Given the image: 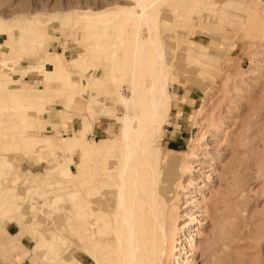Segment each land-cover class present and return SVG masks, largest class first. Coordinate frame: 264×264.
Wrapping results in <instances>:
<instances>
[{
	"label": "rangeland",
	"instance_id": "rangeland-1",
	"mask_svg": "<svg viewBox=\"0 0 264 264\" xmlns=\"http://www.w3.org/2000/svg\"><path fill=\"white\" fill-rule=\"evenodd\" d=\"M196 1L169 0L160 7V31L171 70L166 122L157 136L162 150L160 190L170 212L162 264H264V0H211L215 5ZM133 3L0 0V56H11L15 67L24 69L11 74L20 78V87L43 89L31 104L11 101L5 92L8 75L0 79V212L7 192L3 188L20 193L19 204L30 202L10 216L0 213V264H94L75 244L73 226L77 203L84 210L78 217L83 229L89 226L86 171L100 151L95 147L90 157L80 151L68 155L63 148L69 147L68 137L78 128L77 135L85 131L89 142L119 132L116 117L122 111L107 78L119 18L96 26L87 22L86 27H75L73 20L85 10H117ZM15 25L25 27L23 33ZM26 36L32 48H22L20 40ZM54 52L66 62L63 79L42 77L36 71L47 53ZM82 52L91 54L86 70L68 61ZM95 78L99 82L91 84ZM67 79L92 80L83 91L85 98L81 94L67 98L71 90ZM123 90L128 93L126 84ZM35 112L43 114L38 125L34 120L22 123L23 116L34 118ZM22 130L39 138L34 147L22 145ZM50 139L56 146H50ZM64 156L69 175L61 174L65 165L55 169ZM14 161L19 169L11 173ZM25 163L29 165L24 167ZM116 164L118 150H113L97 179H115ZM107 188L103 193L112 204L113 190ZM67 192H78L80 198L72 199ZM58 193L64 198L50 207L49 197ZM101 205L109 227V205L104 199ZM17 216L33 229L31 240H24L29 250L16 240L9 242L11 235L5 232L4 225L7 228ZM85 232L91 240V231ZM41 236L52 247L37 254L34 245Z\"/></svg>",
	"mask_w": 264,
	"mask_h": 264
},
{
	"label": "bare ground",
	"instance_id": "bare-ground-1",
	"mask_svg": "<svg viewBox=\"0 0 264 264\" xmlns=\"http://www.w3.org/2000/svg\"><path fill=\"white\" fill-rule=\"evenodd\" d=\"M168 1L134 0V3L127 8L102 12L85 10L81 13H76L74 16L73 25L75 27L80 24H84V27H86L87 22L90 23V26H96L97 23L102 24L119 18L113 34V48L109 57L107 56L109 64L107 78L113 86L112 93L116 97V102L122 111L116 117L119 123V132L111 138L92 139L89 142L86 139L85 131L80 130L81 134L77 135L78 128L74 130L73 135L71 134L68 137L69 147L63 148L68 155L74 151L90 155L95 153H91L95 147H98L100 151V154L98 153L96 156V160H91L92 165L94 164L93 167H89L88 171H86L88 173L85 181L88 187L86 193L88 199H86L90 203L89 226L83 229L78 219L82 211H84L79 203L75 205L76 221L73 226L75 244L80 248H84L94 264H162V258L166 250V242L169 236L167 220L170 212L168 211L167 200L160 190L162 175L159 164L162 159V150L157 144V136L162 132L164 122H166L165 112L170 101L168 85L171 70L170 64L167 62L159 24L160 7L168 3ZM191 2L198 1L191 0ZM207 2L212 3L213 1L208 0ZM211 3L210 5H215V3ZM221 5L223 4L221 3ZM15 27L17 31L18 29L20 30L19 34L25 30L23 26L19 28L15 25ZM20 41L24 49L27 46L30 47L32 43L31 38L27 36ZM85 41L88 42L89 39L86 38ZM61 55L60 52L47 53L43 62H39L36 67L38 74L40 76L63 79L66 62L61 58ZM90 55L89 52H82V54L78 55L79 57L73 56L68 61L70 63H79L80 67H78L86 70L89 65L87 59ZM23 70V68L15 67V62L11 56H0V79L1 76L8 75L7 88L5 89L8 94V100L29 104L33 101L34 96H37L43 89H25L20 87V78L11 74L14 71ZM67 81H69L68 84L71 87V90L67 93V98L72 97L73 94H81L85 98L83 91L88 88L92 80L88 79L85 82L76 80L74 82L67 79ZM95 82L98 83L99 80L95 78L91 84ZM125 84L127 85L128 93L123 90ZM88 111L90 118H93V109L89 108ZM42 118V113H39L34 118L23 116L22 123L25 124L34 120L38 125ZM2 120L8 119L6 117V119ZM90 125L92 124H89V127H91ZM22 127L25 130L24 126ZM19 134L21 135L22 145L25 144L26 147H34L38 143L39 138L37 136H27L23 130ZM56 144L57 142L50 139V146H56ZM113 150H118L115 179H97L99 168H103L104 163L109 158V153ZM6 162H10V160ZM60 164L65 165L64 169L60 170L61 174L69 175L71 169L66 156L55 166L56 170ZM3 166H6V163ZM43 173L45 172L42 171L40 175ZM4 174L7 173L5 172ZM4 174H1V176ZM22 179L21 177V179L12 180V183H18ZM107 187L113 190L110 193L112 195V204L109 202L110 198L106 200V196L103 193V189H108ZM3 191L7 192L4 195L5 204H3V209L0 212L2 217H7L8 214L10 216L11 213L19 212L21 208L30 206V202L28 204H19L17 199H21L23 196L18 192H14L13 187L3 188ZM38 192L42 197H47L45 192L41 190ZM73 194L70 195L67 192L65 195L72 197V199L74 196L75 199L80 198V193L74 192ZM99 194L103 196L100 197ZM63 198L64 195L58 193V195L49 197L47 203L51 207V205L61 201ZM103 199L109 205V227L107 226L106 216H103L105 213H103L101 208ZM29 226L30 223L28 224ZM85 230L91 231V240L86 238L85 233L87 232ZM110 236L113 243L110 242ZM14 240L20 243V240L14 236L10 237L9 242ZM44 247L49 248L52 245L47 244V240L41 236L40 240L34 245V251L38 254ZM44 253L42 252V255Z\"/></svg>",
	"mask_w": 264,
	"mask_h": 264
},
{
	"label": "crops",
	"instance_id": "crops-1",
	"mask_svg": "<svg viewBox=\"0 0 264 264\" xmlns=\"http://www.w3.org/2000/svg\"><path fill=\"white\" fill-rule=\"evenodd\" d=\"M23 76H24L23 79L28 78V76H26V74H24ZM40 163H42V162H40ZM26 165L28 166L29 164L28 163L23 164L24 167H26ZM18 169H19V167L17 166V163L14 161L13 162V169L11 170V173L12 172L13 173L18 172ZM19 219H20V216H17L14 221H8V222H10V224L7 225V228H5V225H4V229H5V232H7V234H9L11 236L12 235L18 236L20 239V244H23L25 246L24 240H26V241L31 240L29 236H31L30 231L33 229L32 228L30 229V227H28V223H25L26 220L21 221ZM25 247L29 250V248L27 246H25Z\"/></svg>",
	"mask_w": 264,
	"mask_h": 264
}]
</instances>
